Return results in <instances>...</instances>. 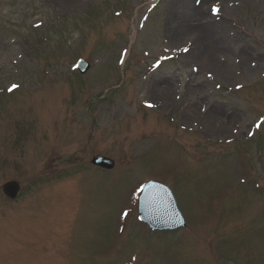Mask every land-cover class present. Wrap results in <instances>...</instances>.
<instances>
[{"label": "rangeland", "instance_id": "1", "mask_svg": "<svg viewBox=\"0 0 264 264\" xmlns=\"http://www.w3.org/2000/svg\"><path fill=\"white\" fill-rule=\"evenodd\" d=\"M0 264H264V0H0Z\"/></svg>", "mask_w": 264, "mask_h": 264}, {"label": "water", "instance_id": "2", "mask_svg": "<svg viewBox=\"0 0 264 264\" xmlns=\"http://www.w3.org/2000/svg\"><path fill=\"white\" fill-rule=\"evenodd\" d=\"M82 74H85L90 65L86 61L79 64ZM92 163L105 169H112L114 162L106 157L97 156ZM20 191L17 183H8L4 186V193L11 199H15ZM140 215L142 220L154 229H176L185 226L176 202L164 185L158 182H150L145 185L140 198Z\"/></svg>", "mask_w": 264, "mask_h": 264}, {"label": "bare ground", "instance_id": "3", "mask_svg": "<svg viewBox=\"0 0 264 264\" xmlns=\"http://www.w3.org/2000/svg\"><path fill=\"white\" fill-rule=\"evenodd\" d=\"M184 8L187 9V6L184 7ZM212 26H213V27H216L217 29H222L221 24L212 23ZM135 33H136V28L134 27L133 30H132V36H133V37H134ZM166 91H167V89H166ZM168 91H169V90H168ZM167 95H169V93H168Z\"/></svg>", "mask_w": 264, "mask_h": 264}, {"label": "snow or ice", "instance_id": "4", "mask_svg": "<svg viewBox=\"0 0 264 264\" xmlns=\"http://www.w3.org/2000/svg\"><path fill=\"white\" fill-rule=\"evenodd\" d=\"M214 11L218 12L219 10L218 9H215Z\"/></svg>", "mask_w": 264, "mask_h": 264}]
</instances>
